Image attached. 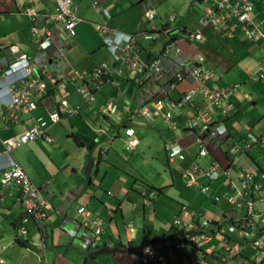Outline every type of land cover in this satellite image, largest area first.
<instances>
[{
    "label": "crops",
    "instance_id": "1",
    "mask_svg": "<svg viewBox=\"0 0 264 264\" xmlns=\"http://www.w3.org/2000/svg\"><path fill=\"white\" fill-rule=\"evenodd\" d=\"M72 1L80 19L76 29L77 36L66 43L56 42V46L47 51L48 55L45 57L39 48L40 38L35 33L30 13L34 17H42L45 20L44 27L53 28V16L56 13L54 0H0V163L5 162L1 156L5 152L3 142L10 137L21 136L33 126L40 127L53 139L49 143L42 136L10 153L48 201L49 220L36 223L26 218L22 206L17 202L19 190L8 189L0 184V264H137L135 257L130 254L104 253L97 257L88 256V253H82L76 242H72L63 233V227L73 228L75 208L83 206L103 221L104 232L99 239L100 247L124 248L130 243L137 246L138 242L134 237L140 234V230L135 223H140V218L144 225L150 224L151 233L144 231V235L149 238L172 231L171 221L165 222L168 218L157 221L155 214L149 215L154 213V200L158 202L165 191L171 193L172 196L169 197L174 206L160 200L164 212L171 210V215L176 214V217L180 205H186L193 213L203 211L209 215L213 233L226 230L229 209L222 195L224 185L214 182L212 188L215 189V195L208 196L209 193L204 194L197 187L187 186L186 189L175 191L174 178L192 160L202 169L213 159L222 169L230 168L231 161H234L236 168L247 166L249 170L260 171L253 162L264 168V149L261 147L253 146L250 150L243 151L252 155L249 158L252 163L250 166L244 161V155L233 157L237 146L245 139L243 131H250L251 134L264 138V80H259L260 63L264 60V43L247 41L242 30L234 23L217 29L202 27V15L208 9H216L215 0H181L168 6L160 0ZM249 1L253 3L252 22L264 34V0ZM95 5L100 7V11L95 9ZM149 8L157 15L155 21H148L144 17ZM25 9L30 11L25 12ZM104 10L112 16L108 23ZM172 10L178 12V18L170 24L175 39L174 44L169 47L166 62H170L172 46H178L185 58L215 69L220 82L225 86L239 87L231 97L235 107L231 117L224 119L211 114L214 121L228 124V133L226 137L220 134L215 141L208 140L210 154L203 160L196 159L197 132H182L178 137L159 119L121 123V118L132 111L127 102L136 84L135 81L131 82V78L136 77L135 72L128 68L126 78L116 77L123 81L119 89L113 88V84H107L100 93L95 94L96 99L92 103H85L75 91L82 84H89L90 88H94L87 73L102 62L111 65L109 54L103 45V40L110 34L103 33L102 29H97L98 26H107L108 32H113L111 34L116 31L132 34L141 43L139 53L142 56H145L144 51L149 50L154 57H160L166 51L168 39L161 40V49L157 55V46L147 43L142 34L160 31L171 17ZM197 29L202 30L204 37L201 44L185 37L186 32ZM21 59L28 62V67L25 68L28 77L18 79L17 88L25 84H36L28 93L36 102V108L27 105L26 111L16 115L9 109L8 99V95L11 97L15 90L11 86L16 75L7 77L6 74L9 65ZM194 86V83H181L173 93V98H178L181 93ZM220 86L214 84L210 88L217 89ZM37 87H44L45 92L38 94ZM199 95H196L195 104L198 105L197 108H202ZM111 97L116 100L119 112L105 115V101ZM62 102H67L69 111L76 113L68 115L64 112L58 122L52 123L50 113L57 110ZM159 121L162 123L159 124ZM154 131L157 132L159 144L177 140L183 147L187 160L186 163H173L182 165L177 173L170 171L168 176L163 171V164L158 156L150 157L149 151L143 153L137 171L129 164L133 156H138L136 152L141 144ZM82 137L87 138L88 142ZM163 137L166 139L163 140ZM150 139L149 147L156 142L155 139ZM131 140H137L138 145L130 151L127 148ZM119 141L122 142L121 154L115 149V144H119ZM101 145L108 146V149H103ZM243 147L242 145V150ZM90 158H93L94 165L90 169V175H86L85 169ZM180 177L182 178L181 175ZM204 180L203 178L200 186L206 184ZM144 189L149 191L146 198L141 194ZM193 189H198L201 194ZM153 195L155 199L152 200ZM217 196L220 201L218 204L214 203L219 206L214 209L210 207V203ZM263 211L264 200L255 207L256 213ZM170 223L171 227H168ZM216 223L218 224L215 225ZM131 224L135 232L128 230ZM158 224L160 227L157 228ZM257 224L254 229H248L242 238L231 235L238 244L244 243L247 246L239 256L225 251L219 238L214 237L201 248L180 249L184 252L183 259L177 248L161 246L166 251L164 250L163 259L160 258L158 263L162 264L163 260L165 264H191V261H198L200 264H264V256L258 250L248 247L258 239L264 242V219ZM21 228L26 231L25 234L18 232ZM141 234L143 235V231ZM160 255H163L162 251Z\"/></svg>",
    "mask_w": 264,
    "mask_h": 264
},
{
    "label": "clouds",
    "instance_id": "2",
    "mask_svg": "<svg viewBox=\"0 0 264 264\" xmlns=\"http://www.w3.org/2000/svg\"><path fill=\"white\" fill-rule=\"evenodd\" d=\"M215 1L217 3L216 9L215 10L214 9H208V10L210 12H213V13H219V6H220V3H221V0H215ZM242 1H249V0H242ZM249 2H251V1H249ZM54 3H55V1H54ZM241 3L242 2H240L239 0L236 1V2H231L230 0H228V4H230V5H239ZM72 4H73V1H72ZM73 7L75 8L74 4H73ZM99 8L100 7L98 5H95V9L97 11H100ZM29 11L30 10H28V9L26 10L25 9V12H29ZM149 11H153L154 12V17L152 19H149L146 16V14ZM206 11H204V13L202 15V18H201V26L202 27L211 26V27L217 29V28H220V27H225L228 24L234 23V24H237L238 27L241 29L239 24L236 21H234V20L229 21L228 23H226L225 25L220 26V27H214L212 25H203L202 19H203L204 14L206 13ZM252 12H253V10L251 11V13ZM104 13H105V18L107 20V23L110 22L111 19H112V16L110 15V13L107 10H104ZM251 13H250V20L252 22ZM75 14H76V10H75ZM144 17L148 21H155L156 18H157V15H156L155 11L152 8H149L145 12ZM37 18H39L41 20V24L44 25V21L45 20L42 17H37ZM174 19H175V16L169 17L168 22L166 24H164L162 29L160 31H158V32H150L149 31V32H146V33L142 34V37H144L145 41L147 43H150V44H156L158 41L168 39L167 46H166V51L160 57H154L153 54L149 50L144 51L145 56H142L141 52L139 53L141 43L132 34H126V33L117 32V31H116L115 34H111L113 32L109 33L107 26L104 25L103 28L98 26L97 29H99V30L102 29L103 33L110 34V36L108 38L106 37V39L103 40V45H104L106 51L109 54V57H110V60H111V65H109L108 63L102 62V63L98 64L94 68L93 72L90 73V79L92 80L94 88H90L89 84H82L81 86H78L77 88H75V91L82 97L84 102L85 103L94 102L95 99H96L95 94L96 93H100V91H102V89L107 84H113L114 85L113 88H115L116 90L119 89L120 85H121V83L123 81L117 80L116 77H118L119 79H120V77L126 78V68H128L129 70L135 72V75H136V77L134 79L131 78V82H134V81L136 82V84L134 86V95L135 96H134L133 103H132V106H131L132 111L128 115H125V116H123L121 118V123H126V122L130 123V122H135V121H139V120L156 121V120L159 119L162 122H165V124H166V126L168 127L169 130H173V128L169 127L167 122H166V120L164 118H162L161 116H155L152 119H147V118H143V117H137V118L132 119L131 116L133 114H135L136 111H137V105H138V100H139V97H140L141 89L145 88L144 86L146 84L149 85L152 82V80H153V75L150 76L149 74H147L148 71H150V69H152L156 65V63L159 61V59H161V58L166 59V57H168L167 54L169 53V49H170L169 47L172 44H174L173 43V40L175 39L174 31H172L171 28H170V24H172L175 21ZM33 24H35V23H33ZM252 26H254L258 30V28L254 25L253 22H252ZM76 29H77V26H76ZM198 33H200V35H201V37H200L201 40H195L194 38H192V36L195 37L196 34H198ZM76 36H77V33H76ZM149 36L154 37V39H149ZM243 36H244V38L247 41H253V42L261 41V42L264 43V39L263 38H261L259 40H250V39H248L245 36L244 32H243ZM185 37L188 40H190V41H192V42H194L196 44H201V43L204 42V37H203L201 29H197L196 31L186 32ZM73 38H75V37L68 38L66 40H57L56 42L66 43L67 40H70V39H73ZM55 43L47 51L52 50L53 47L56 46ZM172 48H173V50L170 52L171 55L169 56L170 60L172 59L173 54H175L177 50H179L180 51V55L183 56V54H182V52H181V50H180V48L178 46H172ZM47 51H45V52L43 51V56L45 55V57H47L46 56V55H48ZM183 58H185V57L183 56ZM185 59H186V62L189 63V64H193V65H196V66H199V67H205V68L213 69L210 66H205L203 64H196V63L190 61L187 58H185ZM23 61H25V62H23ZM169 63L170 62H167L166 66L163 68V72L162 73L168 75V77L170 78V75L172 74L171 73L172 69H171ZM263 63H264V60L262 61V63H260L261 64V79H259V80H262V81L264 80V74L262 72ZM11 65H14L15 69H16L15 72H12V75H11V76L16 75V76H14L15 80H18V79L21 80L22 78L28 77V74L25 72V68L28 67V62L25 59H21L19 61H16V62L12 63ZM11 65H9L7 71L11 70L10 69ZM118 67H120L119 71L117 70ZM139 69L142 70V72H139ZM213 70L215 71V69H213ZM215 73L217 74V80L216 81H208L205 84L204 91L208 90V91H212V92H220V91L224 90L227 93V98H222L221 99L222 105L217 108L212 103H210V101H208L207 99H205L203 97V91L202 90L196 91L195 94L193 95V98L191 99L190 103L186 104L185 112L187 113V116L184 115V114H181L182 119L187 121V124L185 125V127H183L182 132H194V133H196L195 130L200 125L197 126V127H194V128H189L188 127V122L199 111H206L207 113H209L210 122L206 123V124L213 123V121H212L213 117H212L211 113H213V111L214 112L216 111L215 108L218 109V111L220 110L222 112V114L224 115L222 117H224V119L229 118V117H231L233 115L235 107H234V104L231 101V97L238 91V87H236V86H224L222 88H217V89L210 88L212 85H214V84L217 85L218 82H220V77H219L218 73L216 71H215ZM53 81H55V80H53ZM51 82L52 81H50V83ZM183 82L196 84L195 82H190L188 80L183 81ZM183 82L182 81L176 82L177 86L174 87V88H172V87L170 88V83L166 82L163 85V91H165L166 93L163 92L162 95L157 97V100L161 101V103H162V105L164 107L163 111L164 112H169V114L171 115V120H172V110L174 109V111H178L180 108H182L184 106V104L182 106L175 107V108H171L170 104L171 103H175V104L178 103V101H181V98L185 95V93L188 90L194 89L196 86H198L196 84V86H194V87L188 89L187 91L181 93L179 99L173 98V93L177 91L178 86L181 83H183ZM37 90H44V87L42 89H41V87H37ZM81 90H85L88 95L85 97L84 94L81 93ZM196 95H199L200 98H201V101L203 103L202 108H196L194 106V105H196L195 104V101H196V98H197ZM163 96L165 97L164 100L162 99ZM10 98H11L10 95H8V99L9 100H10ZM225 101H228V102H225ZM3 102L6 103V101H3ZM110 103L113 104L116 107V110H115L114 113H110L109 112L108 105ZM197 107H198V105H197ZM35 108H36V104H35ZM192 111H196L195 114L192 115L191 114ZM54 112H56L58 114V120L57 121H53L52 118H51V114L54 113ZM64 112H66L68 115H71L72 113L73 114L76 113L75 111L74 112L73 111H69L67 102H62L61 106L57 110H54V111H52L50 113V119H51L52 123L58 122L60 117H61V114L64 113ZM105 112H106L105 115H115L117 112H119V106H118L116 100L114 99V97L106 99V101H105ZM174 125H175L174 129H177V127H181L178 124L177 125L174 124ZM220 126H225L224 122L223 123H219V124H215L214 129L210 130V132L206 136H203V137L197 136L196 137L197 138V141H196L197 156H198L199 160H203V159L207 158L209 156V154H210L209 149H208V140L215 141L217 139V137H219L220 134L223 135L224 137H226V135L228 133L227 127L225 126L226 134H223L220 131V129H219ZM38 129L40 131H42V134L36 136L31 141H34L35 139L40 138L42 136H43L42 139H45V141H47L49 143L53 141V139L49 137V135L46 133V131H44L40 127H38ZM21 136H19V137H21ZM19 137H16V138H19ZM246 137H247V139H246V141L244 143L245 146L243 147V151H248L253 146H258V147L263 148L260 145L261 144L264 145V138H257L255 135L251 134L250 131H248V133L245 136V138ZM47 139H50L51 141H48ZM31 141H29L28 143H30ZM131 142H134L132 147L130 145ZM177 142H178L177 140H173V141L169 140V141H167L166 143L169 144L168 147L165 146L166 143L164 144V152H165V155H166V157L168 159L169 164H173L175 162H181V161L184 160L183 147ZM4 143H5V141L3 142V144ZM28 143H26V144H28ZM174 143L177 144L180 147L181 153H180L179 156L175 157L174 160L171 162L170 159H169V157H170L169 156V149H170L169 147H170V145H172ZM23 145H25V144H23ZM137 145H138V141L137 140H131V141L128 142V148L127 149L130 150V151L134 150L137 147ZM21 146L22 145H20V146H18L16 148H19ZM16 148H14V149H16ZM4 149H5V152L1 156H2V158L5 159V162L3 164L0 163V169H1V167H8V162L9 161H13L22 170V168L11 157L10 153L14 149L8 151V149L5 146V144H4ZM202 152H205V154L202 155ZM180 156H182V158H180ZM234 164L235 163L233 161L231 163V165H230V168L222 169L220 167L219 163H217L213 159L208 164V166L205 169H202V171L200 173V176H206L205 173L210 169V167L211 166H216L217 167V170H216L217 179H215V180L210 179V180L213 181V182H218L220 186H221V183L223 182V180H230V182H231V191L237 192V195L235 197H233L232 195H230L229 197H227L226 195L225 196L223 195L224 196V200H225V202L227 204V207L229 209L228 216H227L228 219H227V222H226L227 223V229L224 230V231L219 230V232L216 233V234L213 233L214 230L210 228L211 221H209V219H205L204 217H202V215L200 213H193L191 210L188 209V207L186 205H180L181 209L179 211V214L172 221V226H173L172 227L173 228L172 231L169 232V233H162V234H166V235H173V234L178 233L180 235L178 237L174 238L173 240L164 241V242L157 243V244H154L152 246L147 247L145 249V251H144L143 264H145L144 260L146 259L148 251L154 252V254L157 256L158 262H159V259L162 258L161 255H160V253L162 251V247L161 246H164V247H165V245L169 246L168 244H170V242H172V244H174V246H172V247H175L177 249H185L187 247L193 249V245L191 244L192 240L198 239L200 242L204 241V240L210 241V240H212L215 237V238H219V241L221 242L222 248L225 251H227L229 254L233 255V256H239L240 253L242 252L243 248H247V246L244 245V243L242 245L238 244V242H237V240L235 238H231V235L235 234L239 238H242V237H244V235L248 231V229L249 230L250 229H254L258 225L257 223L260 222L261 219H264V211L260 212V213H256L255 212L256 205H258L259 203L263 202V200H264V189L261 190V188H260V186L258 184V181H257V177L259 176V174H260V177H261L260 179L262 181H264V173H262L261 171L256 173L255 171H252V170H249V169L244 170L243 168H239L240 171L237 173L236 170H234L233 167H232ZM195 165L199 166L197 163H195ZM7 169L10 170V168H7ZM4 171H5V169L0 171V174H1L0 184H1V180H2V177H3V172ZM232 171L235 173V175H236V179L235 180L239 183V185H237L236 181L233 179L234 177L232 176ZM188 172H190L189 168H185V170L182 172L183 173L182 178H185L187 186L193 187V188L197 187V188H199V190L202 193H206L207 188H203V186H200V182L202 181V179L197 178L195 174L190 172L192 175H194V183H190L191 180L189 178V175H188L189 173ZM23 173H24V171H23ZM89 175H90V173H89ZM219 178H222V180H220ZM199 180H200V182H199ZM12 188H17V187H12ZM39 191H40V189H39ZM148 192L149 191L147 189H144L141 192V194H142V196L144 198H146L148 196L147 195ZM40 193H41V191H40ZM41 196H42V194H41ZM218 201H220V198L217 196L214 199V202L217 203ZM71 207L73 208L74 205H72ZM79 209H83V210L87 211V213L90 215L91 219H98L102 223V233L97 238L98 245L96 246V248L85 247L84 243L82 242V240L80 238L81 235L79 233L81 231V227H80V221H79V217H78V210ZM185 211H191L194 214L193 218L190 219V218L186 217L185 216ZM47 213H48V211H47ZM75 215H76V219H75V222H74L75 225L73 226V228L63 227V233L69 239H71L72 242H76L77 248H79L82 251V253H85V254L88 253V256H90L91 253H93V252H95V251H97V250L102 248L99 245V242H100L99 239L101 238V236H102V234L104 232L103 221L99 217L94 216L89 210H87L86 207H83V206H78V207L75 208ZM217 224L218 223H216L215 225H217ZM21 229H23V228H21ZM130 229L132 230V232H135V228H134L133 224H131L129 226L128 230H130ZM68 231L73 232V235L69 234ZM18 232L21 233L20 231H18ZM162 234H160V235H162ZM143 235H144V232H143ZM159 236H155V237H159ZM255 236H257V234ZM144 237H146L148 239H152V238L147 237L146 234L144 235ZM129 245H132V243H130L126 247L120 248V249H126ZM263 246H264V242H262L261 240L258 239V240L253 241L248 247H251L253 249L258 250L260 255L264 256V249L262 248ZM103 247H106V246H103ZM93 257H97V256H93ZM162 264H165V263H162ZM192 264H200V263L198 261H193Z\"/></svg>",
    "mask_w": 264,
    "mask_h": 264
},
{
    "label": "built area",
    "instance_id": "3",
    "mask_svg": "<svg viewBox=\"0 0 264 264\" xmlns=\"http://www.w3.org/2000/svg\"><path fill=\"white\" fill-rule=\"evenodd\" d=\"M56 6V13L53 17L55 26L52 28H46L41 24V20L37 17H34L32 13L30 15L33 16V23H35V33L40 38V49L42 51H47L57 40H66L68 38L76 37V26L79 23L80 19L75 14V8L73 7L71 0H54ZM253 10V3L249 1H242L239 5H230L228 4V0H221L219 6V13H213L209 10L203 16L202 22L203 25H212L214 27H220L228 23L229 21H236L244 32L245 36L250 40H259L261 38L264 39V35L260 33L254 26H252V22L250 20V13ZM146 16L149 19L154 17V12L149 11ZM200 33L196 34V36H192L195 40H201ZM149 39H154V37L149 36ZM159 59L156 65L148 71L147 74L150 76L153 75V80L149 85H145L143 89L140 91V97L138 100L137 111L135 114L131 116L132 119L137 117H143L147 119H152L155 116H161L164 118L169 127L175 128L174 123L171 120V115L169 112H164L163 105L161 101L157 100V97L164 93L163 85L168 82L170 83V88H174L177 86L176 82L180 81H190L195 82L198 86L194 89L188 90L185 95L181 98V101L178 103H171V108L182 106L183 104L190 103L193 95L196 91L202 90L203 97L210 101L217 108L222 105L221 99L227 98V93L223 90L220 92H212L205 90V84L208 81H216L217 74L211 68L199 67L193 64H189L186 62V59L180 55V51L177 50L175 54H173L172 59L170 60V67L172 69L170 78L168 75L163 74V68L166 66L167 62L165 59ZM25 62V61H23ZM10 71H7L6 76L10 77L12 72H15V66H10ZM139 72L142 70L139 69ZM262 72L264 74V63L262 65ZM17 80H12V88L15 90L12 92L10 98L9 109L13 114L26 111L25 106L29 105L31 108L35 107V104L32 103L29 94L32 87L36 84H25L19 88H17ZM39 86V84H37ZM43 87H41L42 89ZM40 89V88H39ZM81 93L86 97L88 94L85 90H81ZM109 112L114 113L116 107L113 104L108 105ZM51 118L53 121L58 120V114L56 112L51 114ZM210 122V115L206 111H199L197 114L192 117L188 122L189 128L197 127L201 124H206ZM42 131L38 129V127L33 126L30 128L25 134L21 137H11L7 141H5V146L8 151L28 143L36 136L41 135ZM51 141L50 139H47ZM134 142H131V147ZM169 159L172 162L175 157L179 156L181 153V149L177 144H172L169 147ZM205 152H202L204 155ZM182 158V156H180ZM7 168H10L7 169ZM3 177L1 180V184L5 188L17 187L20 191V195L17 198V202L22 206L23 212L26 218L32 219L35 222H47L49 220L48 209L49 203L45 200L37 187L33 185L30 179L23 173V171L13 162H8V167H1V170H4ZM217 167L211 166L210 169L205 173V175L212 180L217 179L216 173ZM190 183H194V175L188 172ZM251 206V205H250ZM249 206V207H250ZM78 217L80 221V238L84 243L85 247L88 248H96L98 245L97 238L102 233V223L98 219H91L90 215L87 211L83 209L78 210ZM20 232L25 234L26 232L21 229ZM69 234L73 235V232L68 231ZM258 244V243H257ZM264 249V246L262 247ZM145 264H159L158 258L154 254V252H147L146 259L144 260Z\"/></svg>",
    "mask_w": 264,
    "mask_h": 264
},
{
    "label": "rangeland",
    "instance_id": "4",
    "mask_svg": "<svg viewBox=\"0 0 264 264\" xmlns=\"http://www.w3.org/2000/svg\"><path fill=\"white\" fill-rule=\"evenodd\" d=\"M161 2L164 3V5L168 6V5H175L177 3H179L181 0H160ZM170 16H175V18L177 19L178 17L176 16V14H178V12L176 10H172L170 11ZM161 41H158L155 45L157 46V49L155 51V54H159V49H161V44H160ZM94 70V69H93ZM92 70V71H93ZM118 71L120 70V67H118L117 69ZM88 72L87 74L90 75V73L92 72ZM221 85L222 86H225L222 82H221ZM238 90H239V87H238ZM38 94H43L45 92V90H37ZM134 97V92L133 90L131 91L130 95L128 96V102H127V105L129 107L132 106V99ZM32 103L36 104V102L30 98ZM174 113H176V115H179V112L178 111H174ZM212 114V113H211ZM214 114V113H213ZM219 114V113H218ZM214 115H217V114H214ZM220 115V114H219ZM182 118V117H181ZM162 123L159 121V124ZM165 124V122H163ZM166 125V124H165ZM225 126H228L225 125ZM225 126H220L219 129L220 131L223 133V134H226V131H225ZM242 131V130H241ZM244 133V136L247 135V131H243ZM176 135L179 137L180 133L179 132H176ZM257 138H259V136L255 135ZM150 138H153L156 140V142L154 143L153 146H150L149 147V141L151 140ZM166 137H163V140H165ZM247 137L244 139V141L242 142V144L240 146H237V151L236 153L233 155L234 158H238V157H242L244 155V161L250 166L252 163L249 162V158L252 157V155L250 154H245V152H243L242 150V145L245 146V141H246ZM104 143V142H102ZM235 144L237 143V140L234 142ZM103 149H108V146H102ZM149 147V148H148ZM148 148V149H147ZM115 149L116 151L121 154V151H122V142L119 141V144H115ZM149 151V155L150 157H154V156H158V158L160 159V162L163 164L162 166V169L163 171H165L167 173L168 176H170V171H173L175 173H177L179 171V169L182 167L181 163H186V161H181V163H176V164H169L168 162V159L165 155V152L164 151V145L162 144H159V140H158V136H157V132L154 131L153 133L150 134V136L147 138V140L145 142H143L141 144V147L140 149L136 152L137 153V157L133 156L131 158V161H130V165H132L134 167L133 170L137 171L138 168L140 167V161L141 159L143 158V153L144 152H147ZM113 154V153H111ZM131 155V154H130ZM123 157V156H122ZM262 157L264 158V154L262 155ZM124 158V157H123ZM132 162H134V164H132ZM187 168V167H186ZM188 168L190 170L191 173L195 174L196 177H199L200 176V173L202 171V168L200 166H197L195 165V163H190L188 165ZM244 170H247V166L243 168ZM134 173V172H133ZM136 176L137 174L134 173ZM165 174V173H164ZM182 174V171H179V173L177 174V177L174 178V184H175V191L178 190V189H186L187 187V183H186V180L185 178H181L180 175ZM232 176L234 177L233 179L235 180L236 179V175L235 173L232 171ZM236 181V180H235ZM200 182V180H199ZM237 185H239V183L236 181ZM158 184V183H157ZM158 186H160L158 184ZM194 191L198 192L199 194H201V192L198 190V189H193ZM231 194L233 197H235L237 195V192L235 191H230L229 189H227V191H223V194ZM169 196H172L171 193L169 191H165L163 193V196L160 197L159 201L162 200L164 201L167 205L169 206H174V202L170 199ZM155 199V196L153 195L152 197V200ZM157 202L156 200H154V206L152 207V210H154L153 212L154 213H150L149 215H153L155 214L156 215V218H157V221H161L162 219L164 220L165 218H168L167 221H165L166 223L168 221H171L172 223V220L173 218L175 217V215H171V210H168V213L164 212L162 207L160 206V203L161 202ZM146 203V202H145ZM218 206L219 205H215L214 201H211L210 203V207L214 208V209H218ZM181 209V207H180ZM202 217H204L205 219H210L209 215H206L205 212L203 211H198ZM185 216L192 219L194 214L191 212V211H185ZM172 219V220H171ZM140 223H135V226L137 227L138 230H140V234H137L135 237H134V240H136V242H138L137 244L139 245V243L141 242L142 238L144 237V235L141 234V231H148L149 234L151 233V229H150V224L147 223V225H144L142 223V219L140 218L138 220ZM171 223L168 225V227H171ZM160 227V225L158 224L157 225V228ZM137 238V239H136ZM207 240H204V241H199L198 239H195V240H192L191 241V244L193 245V247H198V248H201L203 246V244L206 242ZM206 255V254H204ZM165 258V257H164ZM166 259V258H165ZM163 263V261H162Z\"/></svg>",
    "mask_w": 264,
    "mask_h": 264
},
{
    "label": "trees",
    "instance_id": "5",
    "mask_svg": "<svg viewBox=\"0 0 264 264\" xmlns=\"http://www.w3.org/2000/svg\"><path fill=\"white\" fill-rule=\"evenodd\" d=\"M217 85H221V82H218V84ZM222 87H224V86H222ZM221 86L220 87H218V88H222ZM180 98V95H179V97L178 98H175V99H179ZM163 100L165 99V97L163 96V98H162ZM225 102H228V101H225ZM196 108H197V105H194ZM185 107H186V104H184V106L182 107V108H180L179 110H178V112L180 113V114H184V115H186L187 116V113L185 112ZM215 112L213 111V113L214 114H217V115H219L220 117H222V116H224L223 114H222V112L219 110L218 111V109H216L215 108ZM195 112L196 111H192L191 112V114L193 115V114H195ZM212 113V115H214ZM219 113V114H218ZM229 120V119H228ZM172 121H173V123L174 124H178V125H180L181 127H177V129H173V130H171V131H173V134L175 133L176 134V132H179V133H181L182 132V130H183V127H185V125L187 124V121H185L184 119H182V118H180V116L179 115H176V113H174V109L172 110ZM213 121V123H210V124H201L198 128H196V130H195V132H197V134L199 135V136H201V137H203V136H206L209 132H210V130H213L214 129V126H215V124H219L218 122L219 121H214V120H212ZM165 146L166 147H168L169 146V144H165ZM260 146H262L263 147V149H264V145L263 144H261ZM170 153V152H169ZM183 157H184V160L183 161H186L187 160V156L184 154L183 155ZM196 159H198V156H197V153H196ZM191 161V160H190ZM189 161V162H190ZM233 161H231V163H232ZM191 163H196L195 161H193L192 160V162ZM253 164L254 165H256L257 166V168H259V170L262 172V173H264V168H261V166H259L258 165V163H255V162H253ZM233 167V169L234 170H236V172L238 173L239 171H240V169L239 168H236V166L235 165H233L232 166ZM187 168H188V166H187ZM260 171H256L255 170V172L257 173V172H260ZM183 175V173L181 174V176ZM197 178H199V179H202L203 180V178L205 179L204 181H205V185H203V188H207V191H206V193H209L208 194V196L210 195V196H214L215 194V189H213L212 188V184L214 183L213 181H211L209 178H207L206 176H199V177H197ZM261 177H260V174H259V176L257 177V181H258V184H259V186H260V188H261V190L262 189H264V181H262L261 179H260ZM220 180H222V178H219ZM224 185V188H225V190L227 191V189H229L230 191H231V182H230V180H223V182L221 183V186H223ZM191 188H193V187H191ZM224 190V191H225ZM158 191H160V190H158ZM206 193H204V194H206ZM222 195H226L227 197H229L231 194H222ZM169 246H174V244H172V242H170V244H168ZM165 248H167V247H165ZM166 251V249H163L162 250V254L163 255H161V257L162 256H164V252ZM180 251V252H179ZM178 252L179 253H181L180 254V256L182 257V259H183V256H184V252L182 251V250H180V249H178ZM163 258V257H162ZM191 262H193V261H191ZM192 264V263H191Z\"/></svg>",
    "mask_w": 264,
    "mask_h": 264
},
{
    "label": "water",
    "instance_id": "6",
    "mask_svg": "<svg viewBox=\"0 0 264 264\" xmlns=\"http://www.w3.org/2000/svg\"><path fill=\"white\" fill-rule=\"evenodd\" d=\"M85 142H88L87 138L82 137ZM94 165V160L93 158H90L87 161L86 169H85V174L89 175L90 169ZM180 234L176 233L173 235H166L162 234L159 237H154L152 239H148L146 237L142 238L141 243L138 246H133L129 245L126 249H120V248H113V249H108L107 247H102L101 249L91 253L92 256H99L104 253H116V254H130L135 257L137 260V264H143V257H144V251L147 247L152 246L157 243H161L164 241H169L173 240L174 238L178 237Z\"/></svg>",
    "mask_w": 264,
    "mask_h": 264
}]
</instances>
